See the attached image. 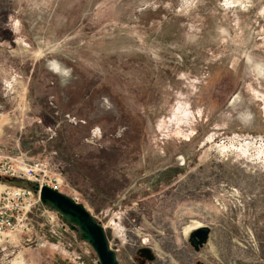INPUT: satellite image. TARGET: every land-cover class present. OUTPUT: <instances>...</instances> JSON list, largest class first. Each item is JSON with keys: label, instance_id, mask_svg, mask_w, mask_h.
Listing matches in <instances>:
<instances>
[{"label": "rangeland", "instance_id": "1", "mask_svg": "<svg viewBox=\"0 0 264 264\" xmlns=\"http://www.w3.org/2000/svg\"><path fill=\"white\" fill-rule=\"evenodd\" d=\"M36 160L118 264H264V0H0V161ZM29 220L0 264H99Z\"/></svg>", "mask_w": 264, "mask_h": 264}, {"label": "built area", "instance_id": "2", "mask_svg": "<svg viewBox=\"0 0 264 264\" xmlns=\"http://www.w3.org/2000/svg\"><path fill=\"white\" fill-rule=\"evenodd\" d=\"M49 173L47 164L42 160L23 166L0 161V178L24 179L38 187V191L34 192L28 187L0 183V254L12 247L18 233L26 236L30 232L29 215L39 203V189L47 187L61 193L63 182ZM49 220L52 222V219Z\"/></svg>", "mask_w": 264, "mask_h": 264}, {"label": "water", "instance_id": "3", "mask_svg": "<svg viewBox=\"0 0 264 264\" xmlns=\"http://www.w3.org/2000/svg\"><path fill=\"white\" fill-rule=\"evenodd\" d=\"M0 182L5 184L25 182L28 188L34 192L38 191L36 185L21 179L0 178ZM38 198L41 204L50 206L58 214L62 215L69 224L78 229L81 239L92 248L99 264H118L115 253L108 246L103 227L97 223L82 205L47 187L39 189ZM208 235L209 228L202 226L189 235L188 242L195 251H198L206 243ZM140 254L148 260L153 259L147 249H142Z\"/></svg>", "mask_w": 264, "mask_h": 264}, {"label": "bare ground", "instance_id": "4", "mask_svg": "<svg viewBox=\"0 0 264 264\" xmlns=\"http://www.w3.org/2000/svg\"><path fill=\"white\" fill-rule=\"evenodd\" d=\"M1 186V185H0ZM203 225H201L200 223H197V222H193L191 225L187 226L184 230V234L185 236L189 234H191L194 230L202 227ZM192 231V232H191ZM191 232V233H190Z\"/></svg>", "mask_w": 264, "mask_h": 264}]
</instances>
